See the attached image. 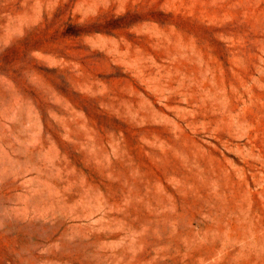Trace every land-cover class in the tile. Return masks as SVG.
<instances>
[{
	"label": "rangeland",
	"instance_id": "rangeland-1",
	"mask_svg": "<svg viewBox=\"0 0 264 264\" xmlns=\"http://www.w3.org/2000/svg\"><path fill=\"white\" fill-rule=\"evenodd\" d=\"M0 264H264V0H0Z\"/></svg>",
	"mask_w": 264,
	"mask_h": 264
}]
</instances>
